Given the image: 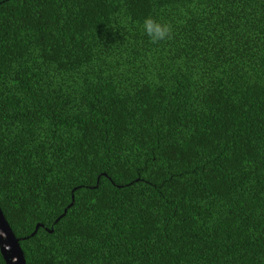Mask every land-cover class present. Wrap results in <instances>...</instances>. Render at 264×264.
<instances>
[{
  "label": "trees",
  "instance_id": "16d2710c",
  "mask_svg": "<svg viewBox=\"0 0 264 264\" xmlns=\"http://www.w3.org/2000/svg\"><path fill=\"white\" fill-rule=\"evenodd\" d=\"M0 210L25 264H264V0H0Z\"/></svg>",
  "mask_w": 264,
  "mask_h": 264
},
{
  "label": "clouds",
  "instance_id": "9594fccd",
  "mask_svg": "<svg viewBox=\"0 0 264 264\" xmlns=\"http://www.w3.org/2000/svg\"><path fill=\"white\" fill-rule=\"evenodd\" d=\"M134 27L142 36L147 37L151 45L167 43L175 38L176 25L171 21H162L149 14L142 20L136 21Z\"/></svg>",
  "mask_w": 264,
  "mask_h": 264
},
{
  "label": "water",
  "instance_id": "95a60500",
  "mask_svg": "<svg viewBox=\"0 0 264 264\" xmlns=\"http://www.w3.org/2000/svg\"><path fill=\"white\" fill-rule=\"evenodd\" d=\"M70 199L71 200L68 206H70L73 202L72 194L70 196ZM63 212L61 213V215H63ZM37 226L38 224H35L34 230L30 233V235L34 233ZM18 241L19 238H16L13 235L0 210V255L4 264H25L23 253Z\"/></svg>",
  "mask_w": 264,
  "mask_h": 264
}]
</instances>
